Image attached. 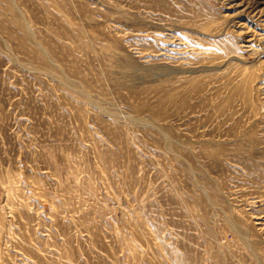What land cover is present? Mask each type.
<instances>
[{
  "label": "rangeland",
  "instance_id": "rangeland-1",
  "mask_svg": "<svg viewBox=\"0 0 264 264\" xmlns=\"http://www.w3.org/2000/svg\"><path fill=\"white\" fill-rule=\"evenodd\" d=\"M261 14L0 0V264H264Z\"/></svg>",
  "mask_w": 264,
  "mask_h": 264
},
{
  "label": "bare ground",
  "instance_id": "bare-ground-1",
  "mask_svg": "<svg viewBox=\"0 0 264 264\" xmlns=\"http://www.w3.org/2000/svg\"><path fill=\"white\" fill-rule=\"evenodd\" d=\"M263 1H264V0H263ZM261 4H263V3H261ZM262 9H263V8H262ZM258 10H259V9H258ZM256 12H257V11H256ZM262 13H263V12H262ZM259 15H260V14H259ZM262 15H264V14H261V16H262ZM263 17H264V16H263Z\"/></svg>",
  "mask_w": 264,
  "mask_h": 264
}]
</instances>
